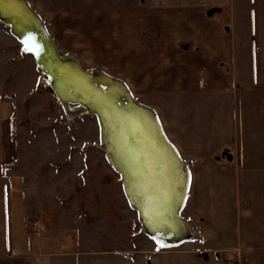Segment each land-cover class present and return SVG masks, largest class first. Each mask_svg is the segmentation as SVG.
<instances>
[{
	"label": "crops",
	"instance_id": "crops-1",
	"mask_svg": "<svg viewBox=\"0 0 264 264\" xmlns=\"http://www.w3.org/2000/svg\"><path fill=\"white\" fill-rule=\"evenodd\" d=\"M54 1L69 3L65 17L86 19L85 41L106 57L101 69L136 97L123 66L148 83L140 101L188 163L183 217L196 249L158 250L149 264H264V0ZM15 111L0 94V264L102 256L44 233L21 179L4 171Z\"/></svg>",
	"mask_w": 264,
	"mask_h": 264
},
{
	"label": "rangeland",
	"instance_id": "rangeland-1",
	"mask_svg": "<svg viewBox=\"0 0 264 264\" xmlns=\"http://www.w3.org/2000/svg\"><path fill=\"white\" fill-rule=\"evenodd\" d=\"M31 1L62 53L79 55L86 68L105 67L100 63L106 57L93 53L85 41L86 19L65 17L70 9L63 4L68 2L59 7L61 3L54 0ZM122 69L120 75L126 77L137 100L148 101V83L135 80L124 66ZM0 94L10 95L16 102L7 130L9 157L4 171L21 179L34 210L33 218L41 220L38 227L44 233H59L67 248L102 255L83 259L82 264H149L158 250L196 249L190 243L193 238L161 247L142 230L119 171L100 147L97 117L67 116L66 106L51 88L34 54L25 51L2 21Z\"/></svg>",
	"mask_w": 264,
	"mask_h": 264
},
{
	"label": "bare ground",
	"instance_id": "bare-ground-1",
	"mask_svg": "<svg viewBox=\"0 0 264 264\" xmlns=\"http://www.w3.org/2000/svg\"><path fill=\"white\" fill-rule=\"evenodd\" d=\"M0 8L6 14H12V18H15L20 26L28 29L29 32L39 38L44 53L56 55V66L49 65V67L54 70L53 67L55 66L56 70L62 72L53 80L59 93L63 97L68 95V97L75 98L76 95L70 93V81H72L76 88L82 91L81 102L98 112L72 114L75 116L94 115L97 119L101 117L103 120L105 139L109 146L108 152L115 164H119L115 160L116 155L120 156L124 163L128 198L140 211L142 210L146 221V230L165 236L169 235L172 238L181 237L188 233L194 234L191 224L182 216L183 208L188 199L191 179H189L188 184L185 177V188L187 186L189 188L186 195L182 194L183 190H180L184 183L181 175L182 164L178 155L160 140L157 127L150 113L142 107L132 105V108L130 106L123 108L119 106L116 96L129 95L125 86L120 82L115 80L108 91L102 90L98 85L99 78L82 72V69L89 68L84 67L80 60V66L71 61H61L58 56L64 53L59 49L46 23V28L54 42L46 37L47 34L36 21L35 16L30 13L31 16L25 14L27 12L24 11L23 5L15 0H0ZM41 18L44 20L42 15ZM15 29L20 33L19 28L15 27ZM12 34L17 37L14 33ZM53 74L57 75L56 73ZM127 87L136 99L128 84ZM66 102L69 109L72 108L71 111H75L77 103L68 102V99ZM99 127L101 135L100 123ZM113 150H115L116 155ZM179 155L184 162L185 169L188 170L187 162L184 161L181 154ZM183 200H185L184 204ZM180 207L182 208L180 209Z\"/></svg>",
	"mask_w": 264,
	"mask_h": 264
},
{
	"label": "water",
	"instance_id": "water-1",
	"mask_svg": "<svg viewBox=\"0 0 264 264\" xmlns=\"http://www.w3.org/2000/svg\"><path fill=\"white\" fill-rule=\"evenodd\" d=\"M17 1V3L23 5L25 7L24 11L27 12L25 14H27L28 16H35L36 17V21L41 25V27L44 29L45 33L47 34V38L50 40H52V42H54L53 38L51 37V35L49 34L45 22L44 20H42L41 15L38 11H36L32 5L30 4L29 0H15ZM2 6V5H1ZM3 7V6H2ZM31 15H30V14ZM0 21H2L3 23H5L6 25H8L10 27V30L12 31V33H14L15 35H17V38L22 42L24 48H25V42H28L30 46L36 47L38 46V48H36V50L34 52H31L34 54V56L37 59V62L39 64V66L41 67L42 71L47 75V79L48 82L50 84V86L52 87V89L54 90V92L56 93V95L60 98V100L62 101V103L66 106L67 111H69L70 113H98L96 110H93L92 108H88L86 106V104H84L83 102H81V96H82V91L77 89L75 84L70 81V93L74 94V96L76 95L75 98L72 97H68V95L66 97H63L58 89L56 88L55 84H54V78L57 76H60L62 72H60V70H56V55L52 54L49 55V53H44L41 42L39 41V38H37L33 33L29 32L28 29H24L22 26L19 25V23H17V20L15 18H12V14H6L5 11L0 8ZM15 27L20 29V33L15 29ZM34 38V41H29V38ZM56 44V43H54ZM56 46V45H55ZM58 56V55H57ZM58 58L61 61H71L73 63H76L78 66H80V61L79 58L74 55V54H68V53H64V54H59ZM49 65H55L53 67L54 70H52ZM54 71V72H53ZM56 73L57 75L53 74ZM82 72H84L87 75H92L95 76L97 78H99V88L105 91H108V89L111 87L112 82L113 81H118L120 82L122 85L125 86V88L127 89L129 95L127 94H123L122 96H116V101L119 104L120 107L125 108V106H130V108H132L133 106H137V107H142L144 109H146L150 115L152 116V119L157 127V131H158V135L160 140L166 145L168 146L176 155H178V158L180 159V162L182 164V177L184 179V183L181 185L180 190L182 189V194L184 193V195H186L187 191H188V186L187 188H185V183L186 180L188 181L189 184V179H190V173H189V169L186 170L185 166H184V162L182 161L181 157H180V153L178 152L176 146L169 140V138L167 137L162 123L160 121V118L156 112V110L145 103H141L139 101H137L131 94V92L129 91L126 82L116 76L107 74L103 69L101 68H89V69H82ZM68 99V102H73V103H77V105H75V111H71V109H69V107L67 106V102L66 100ZM99 119V123L101 126V135H100V147L102 149H104V151L106 152L108 158L110 159V161L112 162V164L115 166V168L121 173V179L123 182V186L125 189L126 194L128 195V192L126 190L127 188V182H126V178H125V172L126 169L124 167V163L122 162L120 156H117L115 153V150H113L114 154L116 155L115 160L117 162H119V164H115L114 160L112 159V157L110 156L109 152H108V148L109 146L106 143V139H105V132H104V127H103V120L101 119V117H98ZM114 155V157H115ZM178 159V160H179ZM122 162V163H121ZM188 166V164L186 163V167ZM188 175V176H187ZM186 177V180H185ZM187 185V184H186ZM186 189V190H185ZM183 200V204H184ZM131 203V202H130ZM133 205V207H135L138 210V214H139V218L141 220V226H142V230L147 232L152 238L155 239V241L158 244L164 245V246H172V245H176L181 243L182 241L188 240L190 239L194 234H186L183 235L181 237H177V238H172L171 236H165L161 233H153L151 231L146 230V221H145V217L144 214L142 213V210L140 211L139 208L134 204L131 203ZM140 204V202H139ZM182 206V205H181ZM182 207H180L181 209ZM179 209V210H180ZM188 221V220H187ZM186 221V222H187Z\"/></svg>",
	"mask_w": 264,
	"mask_h": 264
},
{
	"label": "snow or ice",
	"instance_id": "snow-or-ice-1",
	"mask_svg": "<svg viewBox=\"0 0 264 264\" xmlns=\"http://www.w3.org/2000/svg\"><path fill=\"white\" fill-rule=\"evenodd\" d=\"M29 41H34V38L30 37ZM36 48H38V46L33 47V46H30L28 42H25V51L34 52L36 50ZM161 247H163V245H161Z\"/></svg>",
	"mask_w": 264,
	"mask_h": 264
},
{
	"label": "built area",
	"instance_id": "built-area-1",
	"mask_svg": "<svg viewBox=\"0 0 264 264\" xmlns=\"http://www.w3.org/2000/svg\"><path fill=\"white\" fill-rule=\"evenodd\" d=\"M73 115L74 114H72V113H70L69 111H67V116L69 117V118H72L73 117ZM68 119V118H67ZM69 121H70V119H68ZM193 236H197V234H194ZM192 236V237H193Z\"/></svg>",
	"mask_w": 264,
	"mask_h": 264
},
{
	"label": "trees",
	"instance_id": "trees-1",
	"mask_svg": "<svg viewBox=\"0 0 264 264\" xmlns=\"http://www.w3.org/2000/svg\"><path fill=\"white\" fill-rule=\"evenodd\" d=\"M52 88V87H51Z\"/></svg>",
	"mask_w": 264,
	"mask_h": 264
}]
</instances>
